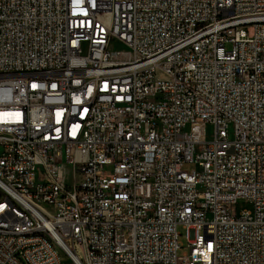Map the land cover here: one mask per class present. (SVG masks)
Returning <instances> with one entry per match:
<instances>
[{"label": "built area", "instance_id": "obj_1", "mask_svg": "<svg viewBox=\"0 0 264 264\" xmlns=\"http://www.w3.org/2000/svg\"><path fill=\"white\" fill-rule=\"evenodd\" d=\"M0 187V264H264V0H0Z\"/></svg>", "mask_w": 264, "mask_h": 264}, {"label": "bare ground", "instance_id": "obj_2", "mask_svg": "<svg viewBox=\"0 0 264 264\" xmlns=\"http://www.w3.org/2000/svg\"><path fill=\"white\" fill-rule=\"evenodd\" d=\"M0 196H3V189H1V187ZM5 215L8 217V222H19L21 221V207L7 206L5 207ZM38 235H46V228H37L36 231V229H26V223L18 224V236H24L25 238H38ZM54 252L57 255H62V264H70L71 246L55 244Z\"/></svg>", "mask_w": 264, "mask_h": 264}, {"label": "rangeland", "instance_id": "obj_3", "mask_svg": "<svg viewBox=\"0 0 264 264\" xmlns=\"http://www.w3.org/2000/svg\"><path fill=\"white\" fill-rule=\"evenodd\" d=\"M120 46L117 45L116 48H119ZM195 169V166L193 164H185L184 171L191 172ZM66 170L70 171L71 167L69 165L66 166ZM252 206L248 203L241 202L237 205L236 210L237 214H240L242 211L251 210ZM179 232L182 236L179 237V242L183 246L182 249H180L179 254L181 255L183 252L188 250V242L186 239V231L183 228H179ZM67 262V261H66Z\"/></svg>", "mask_w": 264, "mask_h": 264}]
</instances>
